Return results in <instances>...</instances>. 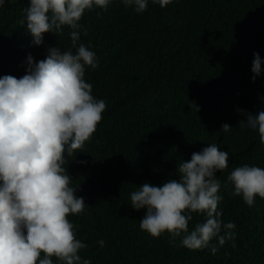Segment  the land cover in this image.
<instances>
[{
  "label": "trees",
  "instance_id": "16d2710c",
  "mask_svg": "<svg viewBox=\"0 0 264 264\" xmlns=\"http://www.w3.org/2000/svg\"><path fill=\"white\" fill-rule=\"evenodd\" d=\"M158 1L0 0V264H264V0Z\"/></svg>",
  "mask_w": 264,
  "mask_h": 264
},
{
  "label": "clouds",
  "instance_id": "9594fccd",
  "mask_svg": "<svg viewBox=\"0 0 264 264\" xmlns=\"http://www.w3.org/2000/svg\"><path fill=\"white\" fill-rule=\"evenodd\" d=\"M157 1H158V0H157ZM158 2L160 3L161 0H159ZM96 62H97V60H96V61L91 60L90 62L86 63V60H85L84 63H83L85 70H88V71H91V72L94 73V71H96V69L92 71L91 64H92V63H96Z\"/></svg>",
  "mask_w": 264,
  "mask_h": 264
}]
</instances>
